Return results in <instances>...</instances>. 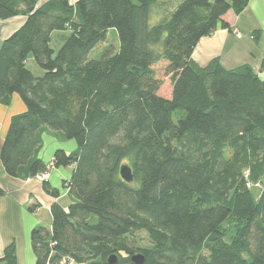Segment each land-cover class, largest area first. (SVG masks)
Here are the masks:
<instances>
[{"label":"trees","instance_id":"16d2710c","mask_svg":"<svg viewBox=\"0 0 264 264\" xmlns=\"http://www.w3.org/2000/svg\"><path fill=\"white\" fill-rule=\"evenodd\" d=\"M39 1L0 0V19L27 16L0 49V103L18 94L26 106L11 119L0 160L14 178L47 171L37 157L43 130L75 139L78 150L54 154V167H75L74 203L68 211L54 203L52 229H33L37 264L66 256L135 264L136 254L143 264H264V80L247 64L192 60L200 39L230 29L223 17L240 15L249 0H174L153 26L160 0ZM110 29L119 49L89 59ZM65 30L55 53L51 35ZM30 55L42 76L27 68ZM162 61L170 98L154 69ZM124 165L132 182L121 177ZM248 181L261 185L258 198ZM44 189L58 195L47 181ZM0 264H18L15 243Z\"/></svg>","mask_w":264,"mask_h":264},{"label":"crops","instance_id":"0c3cea01","mask_svg":"<svg viewBox=\"0 0 264 264\" xmlns=\"http://www.w3.org/2000/svg\"><path fill=\"white\" fill-rule=\"evenodd\" d=\"M48 1L50 0H40L38 6ZM78 1L69 0L71 5ZM223 20L230 25V29L219 25L214 33L200 39L193 51L192 60L204 68L218 59L227 70L247 64L264 80V71L261 70L264 57V0H249L240 15L229 11ZM26 21L27 16L24 15L0 19V49L3 42ZM70 35L69 30L54 31L50 42L52 50L57 53ZM252 35L256 38H252ZM26 65L35 76L44 74L32 55L28 57ZM25 111L26 106L18 94L11 96L8 105L0 103V151L12 117ZM41 139L42 145L37 157L45 164L53 161L57 150L61 149L67 154L78 150L76 140H67L58 132L43 130ZM74 168L53 167L49 170L47 183L58 193L53 196L44 189L45 181L36 177L21 179L8 176L0 160V187L4 190V195L0 197V259L5 248L15 243L18 264H37L31 242L32 231L37 226L52 229L51 207L54 203H58L66 211L74 203L67 187ZM33 206L36 209L31 211Z\"/></svg>","mask_w":264,"mask_h":264},{"label":"rangeland","instance_id":"374dc122","mask_svg":"<svg viewBox=\"0 0 264 264\" xmlns=\"http://www.w3.org/2000/svg\"><path fill=\"white\" fill-rule=\"evenodd\" d=\"M175 3L176 2L174 0H160V5L155 6L153 9V13H152L151 20H150V25L153 26L157 24L159 21H161V19H163L162 16L166 13V11L172 10ZM118 49H119V38H118L117 30L110 29L107 34V40L105 42L99 43L90 52L89 59H99L102 57L105 51L107 50L116 51ZM167 64H168L167 62L162 61L154 66L157 77L162 80V87L160 90V94L165 98L170 97L172 93V82H171L170 76L167 75V72H166ZM58 133L62 134L61 132H58ZM248 175L249 173L246 172V178H248ZM248 188L253 192L256 198H258L261 185L259 183H252L248 181ZM139 236H140L139 244L143 247L149 246V241H148L146 233H141Z\"/></svg>","mask_w":264,"mask_h":264},{"label":"water","instance_id":"95a60500","mask_svg":"<svg viewBox=\"0 0 264 264\" xmlns=\"http://www.w3.org/2000/svg\"><path fill=\"white\" fill-rule=\"evenodd\" d=\"M120 174H121V177L124 181H126V182H132L133 181L134 175L132 172V168H130L129 166H127V165L122 166L120 169ZM132 261L135 264H143L145 261V257L143 254H136L132 257ZM108 262H109V264H115L117 262V257L113 256V257L109 258Z\"/></svg>","mask_w":264,"mask_h":264},{"label":"built area","instance_id":"2783aa9c","mask_svg":"<svg viewBox=\"0 0 264 264\" xmlns=\"http://www.w3.org/2000/svg\"><path fill=\"white\" fill-rule=\"evenodd\" d=\"M252 38H254V36L252 35L251 36ZM53 161L48 164V170L43 172V173H40L36 176V178H38L39 180H42V181H47L48 177H49V170L51 168H53ZM56 243H53L52 245H55ZM61 264H76L75 260L69 256H66L62 259L61 261Z\"/></svg>","mask_w":264,"mask_h":264}]
</instances>
